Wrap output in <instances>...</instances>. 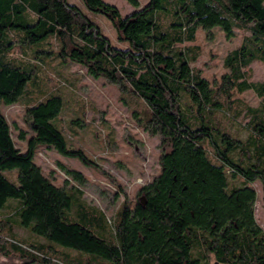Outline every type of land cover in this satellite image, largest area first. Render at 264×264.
Returning <instances> with one entry per match:
<instances>
[{"label":"trees","instance_id":"1","mask_svg":"<svg viewBox=\"0 0 264 264\" xmlns=\"http://www.w3.org/2000/svg\"><path fill=\"white\" fill-rule=\"evenodd\" d=\"M82 1L88 13L70 0H0V212H8L0 218V254L22 264H264L253 185L261 183L264 199V81H251L248 71L264 63V0H127L135 10L125 16L106 0ZM90 12L111 20L119 44ZM216 27L229 39L247 33L213 84L192 66L199 45H182ZM44 57L80 64L150 111L143 125L160 139V172L113 221L87 203L81 187L56 184L36 162L46 146L96 165L69 147L58 126L61 95L30 105L32 135L19 133L24 150L14 140L2 106L28 93ZM248 90L261 98L258 106L233 97ZM219 115L246 116V135L226 128ZM61 167L85 184L83 173ZM15 226L30 236L20 237Z\"/></svg>","mask_w":264,"mask_h":264},{"label":"rangeland","instance_id":"2","mask_svg":"<svg viewBox=\"0 0 264 264\" xmlns=\"http://www.w3.org/2000/svg\"><path fill=\"white\" fill-rule=\"evenodd\" d=\"M70 1L89 12L82 0ZM106 1L116 5L124 16L135 10L127 0ZM147 2L148 0H141L142 4ZM89 16L100 24L104 33L114 43L119 44L118 32L106 15L90 12ZM246 33L237 30L236 36L229 39L218 27L213 29L210 37L200 29L195 42L182 46L199 45V56L192 66L215 84L225 71L224 57L241 44ZM51 48L58 51L59 45L55 40H52ZM13 55L20 57L19 47L14 49ZM43 59L36 80L28 85V93L19 102L2 106L12 126L14 140L24 150L27 142L19 138V133L25 131L27 137L32 135L26 120L27 108L30 105L50 93L61 95L64 106L57 118V124L65 134L69 147L83 149L96 165L87 166L77 158L66 157L56 149L46 146L38 149L36 162L56 184L64 185L65 180H68L69 188L81 187L87 203L103 210L108 219L113 221L122 204H134L139 198L140 187L160 172V139L150 134L143 125L150 111L141 99L132 95L122 96L115 84L103 78L91 77L78 63L69 60L63 62L57 57ZM248 71L251 81H264L263 62H253ZM233 97L241 99L245 105L254 107L261 102V98L252 90L235 93ZM219 119L232 132L246 135L245 129H240L248 121L246 116L241 115L238 119H233L231 116L219 115ZM62 165L83 173L85 184L82 185L68 176L62 170ZM253 185L257 192L256 219L264 229L262 186L259 181ZM7 214V211H1L0 218L4 219ZM14 232L20 237L30 236L26 229L17 226L14 227ZM69 254L78 256L73 251ZM0 263L23 262L17 257L7 259L0 254Z\"/></svg>","mask_w":264,"mask_h":264}]
</instances>
